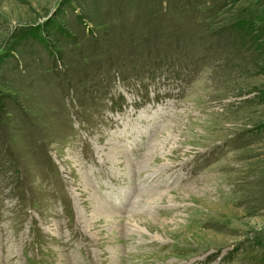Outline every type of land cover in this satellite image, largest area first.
Masks as SVG:
<instances>
[{
	"label": "rangeland",
	"instance_id": "1",
	"mask_svg": "<svg viewBox=\"0 0 264 264\" xmlns=\"http://www.w3.org/2000/svg\"><path fill=\"white\" fill-rule=\"evenodd\" d=\"M0 264H264V0H0Z\"/></svg>",
	"mask_w": 264,
	"mask_h": 264
}]
</instances>
